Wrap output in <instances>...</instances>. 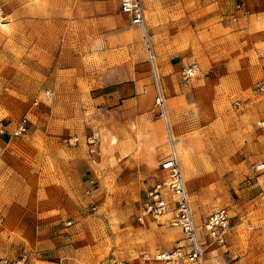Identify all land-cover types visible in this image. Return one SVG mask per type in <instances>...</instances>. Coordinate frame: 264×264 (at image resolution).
Returning <instances> with one entry per match:
<instances>
[{
    "label": "rangeland",
    "instance_id": "1",
    "mask_svg": "<svg viewBox=\"0 0 264 264\" xmlns=\"http://www.w3.org/2000/svg\"><path fill=\"white\" fill-rule=\"evenodd\" d=\"M118 3L0 0V120L28 119L0 139V260L155 264L142 256L183 244L170 215L136 219L143 189L165 181L170 137L202 244L205 220L228 213L227 242L205 247L204 264H264V0H142L170 134L144 32Z\"/></svg>",
    "mask_w": 264,
    "mask_h": 264
},
{
    "label": "built area",
    "instance_id": "2",
    "mask_svg": "<svg viewBox=\"0 0 264 264\" xmlns=\"http://www.w3.org/2000/svg\"><path fill=\"white\" fill-rule=\"evenodd\" d=\"M118 8L121 14L128 17L131 26L137 27L140 31L144 32L142 38L144 40L146 59L150 66L154 89L153 108L169 133L170 127L167 120L164 98L155 72V57L145 32L142 0H119ZM0 13L2 14L1 7ZM196 75L197 67L195 65L184 67L179 72V78L182 82H189ZM254 91L258 95L264 94V79L255 83ZM49 93L47 90L44 92V95H49ZM36 104L37 101H34L33 105L35 106ZM27 123L28 119L22 117L10 130L9 124L0 120V138L8 136V139H11L22 136L27 131ZM258 125L264 127V121L259 122ZM68 142L75 144L77 138L72 137ZM91 142L93 141L89 139L88 143L91 144ZM168 143L171 147L168 156L159 165L160 170L167 173L168 182L165 184L156 178L143 189L136 219L139 223H143L144 220L149 219L160 224L157 219L170 214L171 216L167 220H169L172 227L178 228L181 231L184 236V243H178L175 248L168 251H157L153 255H144L142 259L155 264H204L203 253L205 247L212 245L222 247L227 242L229 233L228 213L224 208L217 209L205 220L203 229L207 243L205 245L202 244L196 231L189 196L185 188L177 156L173 149V140L170 137H168ZM90 152L92 153L93 150L91 149ZM253 172L264 176V163L256 164L253 167ZM166 194L169 200H166ZM1 222L2 219L0 218V224ZM0 264L8 263L6 259H1ZM108 264L124 263L112 259Z\"/></svg>",
    "mask_w": 264,
    "mask_h": 264
},
{
    "label": "crops",
    "instance_id": "3",
    "mask_svg": "<svg viewBox=\"0 0 264 264\" xmlns=\"http://www.w3.org/2000/svg\"><path fill=\"white\" fill-rule=\"evenodd\" d=\"M133 89L134 90L132 91V95L135 93V88H133ZM117 94H118V91H115L114 93H112V96L115 97V95H117ZM128 97H131V93L128 95ZM99 98H101L103 100V96H100ZM118 98H119V96H118ZM166 133L169 134L168 131H166ZM8 138H9L8 136H5V137H2L0 139H2L3 141H8L9 140ZM184 169L187 170L186 167H184Z\"/></svg>",
    "mask_w": 264,
    "mask_h": 264
},
{
    "label": "bare ground",
    "instance_id": "4",
    "mask_svg": "<svg viewBox=\"0 0 264 264\" xmlns=\"http://www.w3.org/2000/svg\"><path fill=\"white\" fill-rule=\"evenodd\" d=\"M4 27H5V25H4L3 21L0 19V28L3 29ZM141 33L143 34L142 31H141ZM166 131H167V129H166ZM159 170H160V168H159ZM160 171H161V170H160ZM162 172H165V171H162ZM165 173H166V172H165ZM164 179H165V181L168 182V177H167V176H166ZM161 181H162V180H161ZM165 181H162V182H164V183L166 184L167 182H165ZM165 198H166V200H169L167 194L165 195ZM167 215H170V214H167ZM167 215H166V216H167ZM170 216H171V215H170ZM160 218H161V217H160ZM160 218H158L157 220H159Z\"/></svg>",
    "mask_w": 264,
    "mask_h": 264
}]
</instances>
